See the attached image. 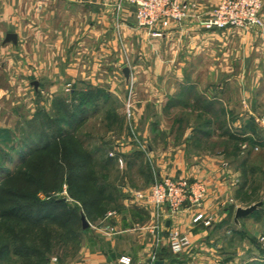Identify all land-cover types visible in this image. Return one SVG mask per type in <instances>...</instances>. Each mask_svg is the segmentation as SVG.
<instances>
[{"label":"rangeland","instance_id":"1","mask_svg":"<svg viewBox=\"0 0 264 264\" xmlns=\"http://www.w3.org/2000/svg\"><path fill=\"white\" fill-rule=\"evenodd\" d=\"M126 61L130 67L129 58ZM149 62L143 60L142 66H151ZM213 62L217 64L220 59ZM105 63H101L97 75L102 82L110 78L105 76ZM143 77L132 79L131 76L127 80L122 70H118L112 78L117 82L113 90L106 83L100 88L83 81L79 82L78 90H73L70 83L59 94L40 92L35 101L31 91L5 90L6 96L0 100V213L18 206L23 207L20 214L24 215L32 203L61 200L72 209V219L66 224L62 219H45L42 225L13 217L0 219V264H66L79 258V247L87 236L108 222V212L117 210L119 214L125 195L144 191L125 189L123 185L127 181L134 187L142 185L147 176L145 162L155 158L142 151L141 155L139 151L111 155L98 152L97 148L111 141L125 142L121 137L127 134L135 148L140 149L142 144L149 152L150 141L142 135L146 126L153 138L158 136L155 140L161 139L159 142L166 145L190 144L191 138L185 135L188 134L195 146L193 150L212 157L222 151L237 183L228 201L218 208L220 216L225 207L232 212L208 236L211 244L219 246L215 255L221 256L216 262L264 264V73L258 81L255 76H243V84L248 88L258 82L249 92L253 96L250 108L244 105L230 108L229 103L226 106L220 102L222 96L215 86L216 82L224 81V76L220 80L217 76V81L213 76L210 95L212 100L218 99L211 106L206 96V99L197 98L193 105L162 109L156 106L155 91L147 92L139 85ZM197 94L200 96L201 92ZM248 110L252 112L253 123L251 117L236 125L237 118ZM159 114L166 122H159ZM189 125L193 129L189 130ZM147 162L150 164L151 160ZM15 172L16 177L6 180ZM26 175L35 181L33 187L26 183ZM212 190L213 186L209 185V194ZM260 201L258 210L235 221L238 207ZM36 205L33 204V209ZM68 216L62 218L67 220ZM7 243L12 245L4 253ZM18 248L24 249V254ZM27 249L38 253L26 255ZM212 260H215L213 256Z\"/></svg>","mask_w":264,"mask_h":264},{"label":"crops","instance_id":"2","mask_svg":"<svg viewBox=\"0 0 264 264\" xmlns=\"http://www.w3.org/2000/svg\"><path fill=\"white\" fill-rule=\"evenodd\" d=\"M182 1L194 6L196 11H203L220 0ZM134 12L135 7L127 4L117 18L113 4L106 0H0V100L6 96L5 90L9 93L31 91L34 100L40 92L51 96L62 93L70 83L73 90H78L79 82L83 81L100 88L106 83L113 90L117 82L112 78L118 70L123 72L129 58L132 79L143 75L145 78L139 85L147 92L155 91L156 106L162 109L193 105L197 98L206 96L211 106L218 99L212 100L210 95L213 76L216 81L217 76L219 80L224 76V81L216 82L215 86L222 96L218 99L220 102L226 106L229 103L230 108L233 105L253 107L249 92L258 82L248 88L243 84V76H255L258 81L264 73V30L206 31L191 21L184 30L174 23L161 27L162 35L154 37L137 25ZM9 34H14L16 39H8ZM213 59L220 62L216 64ZM143 60H150L151 66L143 67ZM103 61L107 62L105 76L111 78L107 82L97 79ZM251 117L253 123L252 112H244L236 125ZM158 118L160 123L166 122L162 115ZM191 125L189 130L193 129ZM142 133L150 141L147 152L155 158H149L151 162L147 159L150 164L145 162L147 178H143L142 185L134 187L127 181L123 188L148 190L154 181L152 164L161 175L204 179L213 186L205 208L216 214L214 225L193 224L192 213L188 211L171 222L167 220V226L179 224L188 230L193 241L185 252L174 254L168 245L167 230L157 243V234L151 230L155 220L151 209L136 202L133 196L125 195L121 199L122 210L111 220L115 230L107 232L102 225L93 231L79 247V258L66 264H119L124 255L132 258V264H146L153 256L163 264H233L216 262L221 256L215 255L219 246L208 240L212 229L219 224L221 227L232 212L225 207L220 216L218 208L228 201L237 183L236 176L230 174L231 165L224 162L222 151L212 157L204 151L193 150L195 146L188 134L185 135L191 138L188 140L191 145H166L159 142L161 139L155 140L158 136L153 138L147 126ZM121 138L126 141L105 143L97 148L98 152L108 154L119 150L115 151L118 155L138 151L142 154L129 142L127 134ZM210 252L214 255H209Z\"/></svg>","mask_w":264,"mask_h":264},{"label":"built area","instance_id":"3","mask_svg":"<svg viewBox=\"0 0 264 264\" xmlns=\"http://www.w3.org/2000/svg\"><path fill=\"white\" fill-rule=\"evenodd\" d=\"M113 4L117 18L127 4L135 7L134 16L137 25L148 30L154 36L162 35L161 27L165 28L172 23L180 30L188 27L191 21L206 31H224L240 29L244 31L264 30V0H220L214 6L203 11H196L194 6L182 0H106ZM130 107V105H129ZM135 136L136 133L134 132ZM140 151L147 149L140 144ZM111 155H116L114 151ZM152 164V163H151ZM154 181L146 191H136L133 195L136 202H141L151 209L154 214L152 232L157 234V243L163 239V232L167 230V241L174 254H181L192 246V238L188 230H183L179 224H169L185 211L192 213L193 224L211 226L216 221V214L209 213L205 204L209 197V184L204 179L190 177H176L161 175L152 164ZM118 215L117 210L109 211L108 222L103 225L107 232L115 229L111 220ZM130 256L124 255L119 264H132ZM146 264H157L153 256Z\"/></svg>","mask_w":264,"mask_h":264},{"label":"trees","instance_id":"4","mask_svg":"<svg viewBox=\"0 0 264 264\" xmlns=\"http://www.w3.org/2000/svg\"><path fill=\"white\" fill-rule=\"evenodd\" d=\"M46 146H48V145H46ZM46 146H44V148ZM17 174H18L17 172L13 173L6 180H10V179L16 177ZM25 180H26V183H28L32 187L35 184L34 183L35 181L32 180V177L30 175H26ZM32 193L34 194V192H32ZM33 204H37L35 209H33ZM20 208H23V207L17 206V207H13L10 210H3L0 213V219H4L7 217H13V218H19V219H21V221H23L25 223L29 222L31 220L32 222L36 223V225H42L44 223L43 221L45 219H57V220L62 219L63 223H65V224L68 221H71V219H72V214H71L72 209H70L69 206H67L66 202L61 201V200H52V201L51 200H49V201L48 200L47 201H41L40 200L39 202L32 203L26 207L27 209H25V210L27 211V213H25L24 215L20 214ZM28 211H30V213ZM67 214H69V216L67 217V220H64L62 217H64V215H67ZM11 245H12L11 243H7L5 245L4 253L6 251L10 250ZM20 249L21 248H18L17 250L22 251V254H24L23 253L24 249H21V250ZM25 251H26V255H31V256L32 255L35 256L38 253V252L34 251L33 249H30V250L27 249ZM258 264H260V263H258Z\"/></svg>","mask_w":264,"mask_h":264},{"label":"water","instance_id":"5","mask_svg":"<svg viewBox=\"0 0 264 264\" xmlns=\"http://www.w3.org/2000/svg\"><path fill=\"white\" fill-rule=\"evenodd\" d=\"M8 39L15 40L16 36L14 34H9L8 35ZM123 73H124L126 79L129 80L130 76H131L130 68L129 67H125L124 70H123ZM261 204H262V201L254 203V204H251L248 207H238L236 209V212H235V221L238 222L240 218H245V217L250 216L256 210H258V208L261 206ZM83 222H84V227H87L88 224L85 222V219H83ZM157 264H163V262L162 261H158Z\"/></svg>","mask_w":264,"mask_h":264}]
</instances>
